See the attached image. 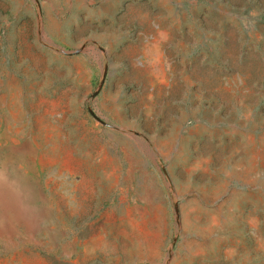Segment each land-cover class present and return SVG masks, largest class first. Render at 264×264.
Here are the masks:
<instances>
[{"label": "rangeland", "instance_id": "rangeland-1", "mask_svg": "<svg viewBox=\"0 0 264 264\" xmlns=\"http://www.w3.org/2000/svg\"><path fill=\"white\" fill-rule=\"evenodd\" d=\"M0 264H264V0H0Z\"/></svg>", "mask_w": 264, "mask_h": 264}]
</instances>
